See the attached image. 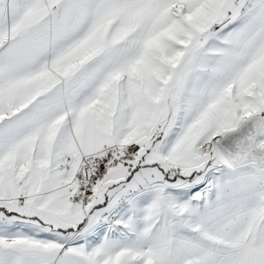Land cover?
Masks as SVG:
<instances>
[{"label":"snow or ice","instance_id":"snow-or-ice-1","mask_svg":"<svg viewBox=\"0 0 264 264\" xmlns=\"http://www.w3.org/2000/svg\"><path fill=\"white\" fill-rule=\"evenodd\" d=\"M0 264H264V0H0Z\"/></svg>","mask_w":264,"mask_h":264}]
</instances>
